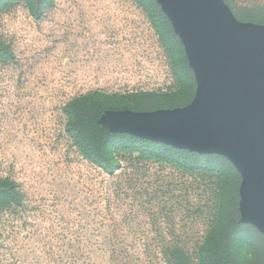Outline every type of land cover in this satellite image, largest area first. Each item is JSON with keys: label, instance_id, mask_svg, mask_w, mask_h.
I'll return each instance as SVG.
<instances>
[{"label": "rangeland", "instance_id": "rangeland-1", "mask_svg": "<svg viewBox=\"0 0 264 264\" xmlns=\"http://www.w3.org/2000/svg\"><path fill=\"white\" fill-rule=\"evenodd\" d=\"M225 2L264 24V0ZM196 94L159 0H0V264H169L218 216L242 217L243 176L227 156L146 141L110 116ZM93 95L108 97L98 118L77 105ZM89 117L113 134L94 157L80 145ZM249 223L247 254L264 264V232Z\"/></svg>", "mask_w": 264, "mask_h": 264}, {"label": "water", "instance_id": "water-1", "mask_svg": "<svg viewBox=\"0 0 264 264\" xmlns=\"http://www.w3.org/2000/svg\"><path fill=\"white\" fill-rule=\"evenodd\" d=\"M197 81L186 107L112 111L137 136L227 156L243 176L242 221L264 232V24L242 21L225 0H159Z\"/></svg>", "mask_w": 264, "mask_h": 264}, {"label": "trees", "instance_id": "trees-1", "mask_svg": "<svg viewBox=\"0 0 264 264\" xmlns=\"http://www.w3.org/2000/svg\"><path fill=\"white\" fill-rule=\"evenodd\" d=\"M90 98L100 100H97V103H79L77 105L83 104V106H86L85 109H89L88 113H90L91 116L93 115L98 118L102 110L106 109L104 104L108 97L105 95H93V97ZM86 99L87 98H83L80 100L86 103ZM90 110H92V112ZM74 114H76V112H74ZM86 119L88 120H83L81 122V125L84 127V137L80 138V145L83 148L91 147L90 151L92 154L89 155L94 157L93 153L95 152L92 151L93 145H99V143L104 145L103 140H109L113 134L108 128L101 126V124L97 122V119H91L90 117ZM81 125L79 126L82 127ZM144 140L161 143L168 148L173 147V149H176L179 152L188 150L148 138H145ZM104 152L105 147L102 148V153ZM95 160L98 161L97 159ZM243 230L250 233V236L253 238L251 241L250 239L246 240L243 237V234H240ZM257 236L254 226L249 222L242 221L239 210L238 213L234 212V215H226L225 217L220 215L216 219V222H213L206 231L203 239L194 251L185 249L173 250L169 254L168 261L169 264H256V257L254 256L253 259L249 258L247 253L249 247L255 246V238Z\"/></svg>", "mask_w": 264, "mask_h": 264}]
</instances>
